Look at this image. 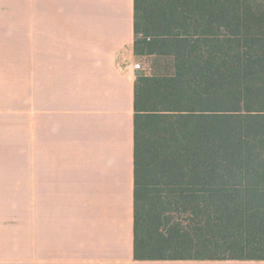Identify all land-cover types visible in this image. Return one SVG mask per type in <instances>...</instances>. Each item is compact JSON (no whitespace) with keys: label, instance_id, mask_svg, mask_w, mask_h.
Segmentation results:
<instances>
[{"label":"crops","instance_id":"0c3cea01","mask_svg":"<svg viewBox=\"0 0 264 264\" xmlns=\"http://www.w3.org/2000/svg\"><path fill=\"white\" fill-rule=\"evenodd\" d=\"M133 25L134 0H0V264H264L134 258L135 87L152 74Z\"/></svg>","mask_w":264,"mask_h":264},{"label":"trees","instance_id":"16d2710c","mask_svg":"<svg viewBox=\"0 0 264 264\" xmlns=\"http://www.w3.org/2000/svg\"><path fill=\"white\" fill-rule=\"evenodd\" d=\"M133 27L171 62L135 87L134 258L264 261V0H134Z\"/></svg>","mask_w":264,"mask_h":264},{"label":"rangeland","instance_id":"374dc122","mask_svg":"<svg viewBox=\"0 0 264 264\" xmlns=\"http://www.w3.org/2000/svg\"><path fill=\"white\" fill-rule=\"evenodd\" d=\"M148 59V61H146ZM142 65L144 66V71L142 73H150L154 74H166L171 72V62L169 59H157V58H148L142 61ZM150 69H149V68ZM147 70V71H146ZM25 156H24V122L20 123L19 120V165H24ZM20 176L24 175V173H19ZM23 180H19V197L24 198V182ZM142 206V204H141ZM25 204L19 203V229L24 228L25 219ZM178 217V218H177ZM176 221H181L183 225H187L186 216H177ZM24 256V247L20 245L19 242V257Z\"/></svg>","mask_w":264,"mask_h":264}]
</instances>
